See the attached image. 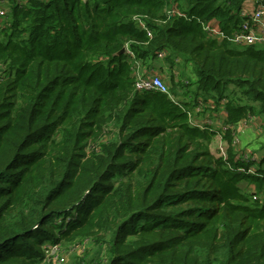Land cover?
Returning a JSON list of instances; mask_svg holds the SVG:
<instances>
[{"label": "trees", "instance_id": "16d2710c", "mask_svg": "<svg viewBox=\"0 0 264 264\" xmlns=\"http://www.w3.org/2000/svg\"><path fill=\"white\" fill-rule=\"evenodd\" d=\"M247 1L0 0V264L77 239L80 264H264V145L245 158L230 126L219 155L189 116L225 100L264 128V46L202 24L237 30ZM123 47L190 62L193 89L138 91Z\"/></svg>", "mask_w": 264, "mask_h": 264}, {"label": "built area", "instance_id": "2783aa9c", "mask_svg": "<svg viewBox=\"0 0 264 264\" xmlns=\"http://www.w3.org/2000/svg\"><path fill=\"white\" fill-rule=\"evenodd\" d=\"M249 2L251 0H248L242 11H241V17L242 22L239 25V28L231 33H227L223 31L219 26L215 25L214 23H202L204 30L211 36L217 37L222 40H227L229 42L238 44L240 46H252V45H258V46H264V0H255L256 7L254 9L249 8ZM166 12L169 15L174 14H180L184 15L177 9H166ZM7 13V8L5 6L0 7V17L5 16ZM140 25L144 29H146L147 34L150 38L153 37V32L147 28L145 25V22L143 20H140ZM127 52L129 53L130 57L133 60V66L135 69V75H136V81H135V88L138 91H160L162 93L168 94L172 96L171 89L168 81L164 79V75L160 73H155L153 71V68L147 67L143 65L142 62L137 60L135 58V55L133 51L127 47ZM167 56V52L162 50L157 53V60H163ZM180 60L177 59L176 62H179ZM173 74L176 75L175 70H173ZM177 77V76H176ZM173 97V96H172ZM173 99L177 100L176 97H173ZM226 101H222V105L224 106V103ZM213 103L209 102V106L211 107ZM205 104L202 100H199L197 102L196 108L193 113H189L191 121L195 124L200 126L201 128L204 127L205 124H211L214 127H217L219 132V136H222L225 134V132L232 126L231 128H234L235 125H238V123H242L243 121H239L238 123L234 125L227 124L224 120L215 124L211 118H205L204 121H201L198 118V114L203 112L205 109ZM249 120H253V117H248ZM248 121V120H244ZM235 143H237V140L235 138ZM245 158L250 157L249 155H244ZM58 248L55 249V252ZM56 252V253H57ZM59 264H63L66 260L65 255H57Z\"/></svg>", "mask_w": 264, "mask_h": 264}, {"label": "rangeland", "instance_id": "374dc122", "mask_svg": "<svg viewBox=\"0 0 264 264\" xmlns=\"http://www.w3.org/2000/svg\"><path fill=\"white\" fill-rule=\"evenodd\" d=\"M253 2H255V0H253ZM170 9H176V8H170ZM129 48V47H128ZM127 49V47H126ZM153 60H156L153 59ZM179 62H176V64H174V66L172 67L173 70L175 69V73H177L175 76H177L178 79L184 80V82L186 84H188L189 87H192L193 89V83L194 80L196 78L195 75V71L193 69V65L190 62L185 61L184 59H179ZM163 62H161L162 64H164L166 66V71L165 75H164V79L166 81H168L169 85H170V89L172 90V92L177 93L178 95H181L184 91V88H182V85L178 82H176L173 78V74H172V69L170 68V64L169 61L167 59V56L165 59L161 60ZM184 61V62H183ZM142 63H144L143 61H141ZM149 67V66H147ZM175 81V82H174ZM182 82V81H181ZM190 89V88H189ZM190 93V92H189ZM206 103V101H204V104ZM260 129L262 130V128L260 127ZM233 130L236 132L235 133V138L238 142V137L240 136L239 133L240 131L238 130V125H235V127L233 128ZM264 136V135H263ZM241 141V140H240ZM241 143V142H240ZM250 145H247L245 148H239V145H236L235 143V147L239 150H237L238 152H242L243 156L244 155H249L251 156L253 153H262V150H260L259 152H257L259 149H256L258 142L255 141H249ZM229 147L228 142L222 137L219 136V134L215 137V139L212 141L211 143V149L214 153H217L219 155H225L227 152V149ZM261 149V148H260ZM92 241L91 240H75L72 242H60L58 244H51V243H47L46 246H44L43 251L45 253L44 258H42L38 264H59L58 262V257L57 255L59 254L61 255H65L66 260L63 264H80L81 262V258L85 257V254H87L88 250H92ZM58 248V252H55V249Z\"/></svg>", "mask_w": 264, "mask_h": 264}, {"label": "crops", "instance_id": "0c3cea01", "mask_svg": "<svg viewBox=\"0 0 264 264\" xmlns=\"http://www.w3.org/2000/svg\"><path fill=\"white\" fill-rule=\"evenodd\" d=\"M247 5H249L250 9H254L256 7V3L253 2V0H251V2H249V4H247ZM161 62H163V61L157 60V59L156 60H149L148 62L142 63V67H143V65L149 66L150 68L154 67L153 71L155 73H160L162 75H165V72H167L166 66L164 64H162ZM209 102L213 103L211 99L207 102L208 105H209ZM214 104L211 107L210 106L208 107V110L205 112V114L198 115V118L201 121L205 120L203 118H208V117L211 118L215 124L225 120L226 113H225V109H224L223 105L220 104L216 109ZM260 125H261L260 122L256 119L243 121L242 123H238V130L240 131V133H239L240 136L238 137V142L236 143V145H239L238 146L239 148H245L247 145H250V144H248L249 141L252 142L255 140L258 142V145L256 146L257 148H259L261 145H264V136H263L264 135V128L261 130ZM237 150H239V149H237ZM239 151H241V150H239Z\"/></svg>", "mask_w": 264, "mask_h": 264}, {"label": "water", "instance_id": "95a60500", "mask_svg": "<svg viewBox=\"0 0 264 264\" xmlns=\"http://www.w3.org/2000/svg\"><path fill=\"white\" fill-rule=\"evenodd\" d=\"M125 51H126V48L123 47V48L121 49L120 53L125 52Z\"/></svg>", "mask_w": 264, "mask_h": 264}, {"label": "clouds", "instance_id": "9594fccd", "mask_svg": "<svg viewBox=\"0 0 264 264\" xmlns=\"http://www.w3.org/2000/svg\"><path fill=\"white\" fill-rule=\"evenodd\" d=\"M126 51H127V49H126Z\"/></svg>", "mask_w": 264, "mask_h": 264}]
</instances>
